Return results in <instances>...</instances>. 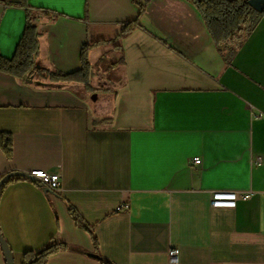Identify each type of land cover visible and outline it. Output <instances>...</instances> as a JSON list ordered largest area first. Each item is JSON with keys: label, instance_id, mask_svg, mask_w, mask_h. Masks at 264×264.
<instances>
[{"label": "crops", "instance_id": "crops-1", "mask_svg": "<svg viewBox=\"0 0 264 264\" xmlns=\"http://www.w3.org/2000/svg\"><path fill=\"white\" fill-rule=\"evenodd\" d=\"M26 2L0 0L3 56H14L28 9L41 33L33 83L0 72V139L13 145L10 158L0 146V177L63 178L59 193L30 179L1 190L0 230L15 264L54 242L67 250L48 264H170L173 247L180 264H264V19L226 63L191 2L150 0L119 49L89 51L92 66L104 52L119 55L117 91L100 93L95 74L94 92L47 75L80 70L83 47L115 40L139 6ZM217 191L250 197L213 209Z\"/></svg>", "mask_w": 264, "mask_h": 264}, {"label": "trees", "instance_id": "trees-1", "mask_svg": "<svg viewBox=\"0 0 264 264\" xmlns=\"http://www.w3.org/2000/svg\"><path fill=\"white\" fill-rule=\"evenodd\" d=\"M9 1V0H8ZM150 0L144 3L134 0L139 6V16L132 21L121 24V33L115 40L99 41L92 46L85 45L82 49V68L72 73L51 72L48 77L58 82L80 83L84 85L87 92H94L90 80L93 76V66L89 60V51L94 47L102 45H113L119 49L118 44L124 38L142 27L146 6ZM191 2L201 13L209 33L226 63H230L244 41L254 31L258 24L264 19V12L259 13L249 5V0H187ZM37 15L32 10L26 12V27L16 52L12 58H7L0 53V72L11 75L21 80L30 79L41 73L36 66L40 51L41 33L36 24ZM46 76V77H47ZM0 146L6 156L10 158L13 154V145L10 135L3 134L0 139ZM19 173V172H18ZM23 174V173H21ZM9 175V174H8ZM6 176L0 177V183ZM26 175V174H25ZM25 175L11 177L2 185L1 190L10 182L21 179H28ZM72 216L75 221L81 224L77 212L72 209ZM67 250V246L61 243H52L45 249L35 252L28 251L23 255L22 264H48L49 259L60 252Z\"/></svg>", "mask_w": 264, "mask_h": 264}, {"label": "built area", "instance_id": "built-area-1", "mask_svg": "<svg viewBox=\"0 0 264 264\" xmlns=\"http://www.w3.org/2000/svg\"><path fill=\"white\" fill-rule=\"evenodd\" d=\"M195 164L202 163L200 158L194 159ZM34 178V181L40 182L48 191L59 193L62 191V172L60 170L49 172L46 170H34L28 174ZM249 193H237L227 191H217L211 194V207L213 209H235L240 199H249ZM170 264H180V250L176 247L170 249Z\"/></svg>", "mask_w": 264, "mask_h": 264}, {"label": "rangeland", "instance_id": "rangeland-1", "mask_svg": "<svg viewBox=\"0 0 264 264\" xmlns=\"http://www.w3.org/2000/svg\"><path fill=\"white\" fill-rule=\"evenodd\" d=\"M23 5L27 6L26 0H22ZM104 52V51H103ZM104 59L102 61H95L93 66V74H95L96 78L94 80V88L97 90V92H105L106 93H115L116 88L118 87V81L120 73L113 67V64L116 62V57L119 55L115 53L114 51H108L107 53L104 52ZM118 61V60H117ZM101 79L109 81L112 85V88L109 90L103 89L100 87V84L98 83ZM81 88H84V85H82ZM86 91V89L84 88Z\"/></svg>", "mask_w": 264, "mask_h": 264}, {"label": "water", "instance_id": "water-1", "mask_svg": "<svg viewBox=\"0 0 264 264\" xmlns=\"http://www.w3.org/2000/svg\"><path fill=\"white\" fill-rule=\"evenodd\" d=\"M10 1L12 3H20L21 2V0H10ZM249 5L253 9H255L257 12H259V13H263L264 12V0H249ZM36 68L39 69L40 66L37 65ZM26 81L29 82L30 84L33 83V79L32 78L27 79ZM20 175H25V174H21V173H18V172H14V173L9 174L0 183V189H1L2 185H4L7 182V180L9 178L20 176ZM25 176L28 179L32 180V181L34 180V178L29 176L28 174H26ZM0 245H1L2 249H3V251H4L7 264H15V258H14L13 252H12L11 248L9 247V244L7 243L6 239L4 238L1 230H0Z\"/></svg>", "mask_w": 264, "mask_h": 264}]
</instances>
